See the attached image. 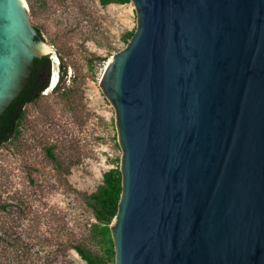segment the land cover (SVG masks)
Masks as SVG:
<instances>
[{"label":"water","instance_id":"95a60500","mask_svg":"<svg viewBox=\"0 0 264 264\" xmlns=\"http://www.w3.org/2000/svg\"><path fill=\"white\" fill-rule=\"evenodd\" d=\"M100 86L122 190L114 264H264V0H130ZM0 0V116L49 49Z\"/></svg>","mask_w":264,"mask_h":264},{"label":"rangeland","instance_id":"374dc122","mask_svg":"<svg viewBox=\"0 0 264 264\" xmlns=\"http://www.w3.org/2000/svg\"><path fill=\"white\" fill-rule=\"evenodd\" d=\"M26 1L30 22L47 43L51 71L41 97L25 105L19 139L0 145V202L13 204L11 211L0 209V225L19 237L17 247L0 239V254L29 264H87L73 244L100 245L90 236L96 219L82 193L93 191L104 171L120 165L122 150L115 108L99 82L109 57L125 46L123 34L136 27V9L132 1ZM59 75L61 86L53 90ZM48 140H62L54 151L63 164L73 162L68 184L44 154Z\"/></svg>","mask_w":264,"mask_h":264},{"label":"trees","instance_id":"16d2710c","mask_svg":"<svg viewBox=\"0 0 264 264\" xmlns=\"http://www.w3.org/2000/svg\"><path fill=\"white\" fill-rule=\"evenodd\" d=\"M99 1L101 4L107 5L109 3H126L130 0ZM36 28L39 35H41L40 28L38 26H36ZM134 30L135 28L123 34L122 39L125 44L134 33ZM61 58L59 70L63 76L66 71V63L63 61V55H61ZM50 71L51 57L49 54L34 58V69L29 81L0 116V145L8 140L19 139L22 132L21 128L25 120V105L41 97L42 92L49 86ZM62 76H58V81L53 87V90L60 88ZM62 92L67 94L68 90L64 88ZM61 143H63L62 140H55L54 142L48 140L47 144L43 145V151L45 156L64 174V183L68 184L66 175L69 174L73 162L70 160L68 163L63 164L60 155L54 151ZM121 190L122 176L120 165L118 164L104 171L102 183L98 184L93 191L82 193L87 206L90 207L96 219L95 222L90 224V236L95 242L94 245H100V249H96L85 242L73 244L75 250L87 264H114L115 262L114 243L110 223L117 212ZM15 199L20 201L19 198ZM12 205L11 202L3 201L0 202V209L11 211ZM0 229L3 230V233L0 234V239H3L7 246L15 245V247H17L19 245L17 243L19 237H17L11 229L9 230L3 225H0ZM6 256L7 254H0V264H29L23 260L14 261Z\"/></svg>","mask_w":264,"mask_h":264},{"label":"bare ground","instance_id":"6f19581e","mask_svg":"<svg viewBox=\"0 0 264 264\" xmlns=\"http://www.w3.org/2000/svg\"><path fill=\"white\" fill-rule=\"evenodd\" d=\"M46 46V45H45ZM48 47V46H46ZM110 58V57H109ZM56 75H57V71L54 69L53 70V73H52V76H51V84H53L55 82V79H56Z\"/></svg>","mask_w":264,"mask_h":264}]
</instances>
